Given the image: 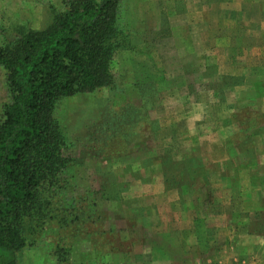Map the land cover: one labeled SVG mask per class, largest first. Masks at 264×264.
Returning a JSON list of instances; mask_svg holds the SVG:
<instances>
[{
    "label": "rangeland",
    "instance_id": "1",
    "mask_svg": "<svg viewBox=\"0 0 264 264\" xmlns=\"http://www.w3.org/2000/svg\"><path fill=\"white\" fill-rule=\"evenodd\" d=\"M67 1L0 0V45L18 24L46 28ZM118 23L129 33V46L116 54L112 83L59 96L49 113L64 168L41 184L35 208L22 219L27 243L18 264H126L136 245L148 244L141 236L167 248L160 235L176 232L173 219L190 218L186 206L197 197L204 209H198L196 221L209 218L213 195L205 186L209 181L214 190L210 172L219 169L213 159L221 154L209 144L226 136L214 123L232 105L239 109L232 120L242 126L226 133L230 145L224 151L247 150L251 158L247 165L238 159L226 165L222 188L231 184L226 177L232 173L241 188L232 194L239 209L224 205L223 212L254 211L260 220L250 229L264 230V188L243 193L246 175L254 172L256 181L260 174L264 180V0H121ZM185 25L186 46L160 39L181 34ZM184 59L191 62L186 66ZM233 83L247 88L227 98L225 89ZM186 89L192 90L187 97ZM10 100L0 67V121ZM148 154L161 155L169 192L158 193L160 173L146 182L140 178L141 170L156 173ZM200 167L209 169L207 176L198 175ZM136 181L146 186L143 192L132 187ZM228 193L221 195L226 199ZM199 233L214 229L201 222L192 234Z\"/></svg>",
    "mask_w": 264,
    "mask_h": 264
},
{
    "label": "trees",
    "instance_id": "2",
    "mask_svg": "<svg viewBox=\"0 0 264 264\" xmlns=\"http://www.w3.org/2000/svg\"><path fill=\"white\" fill-rule=\"evenodd\" d=\"M121 0H68L43 29L18 24L0 45L11 95L0 121V264H18L26 245L22 219L41 184L64 168L50 118L59 96L108 86L129 33L118 23Z\"/></svg>",
    "mask_w": 264,
    "mask_h": 264
},
{
    "label": "crops",
    "instance_id": "3",
    "mask_svg": "<svg viewBox=\"0 0 264 264\" xmlns=\"http://www.w3.org/2000/svg\"><path fill=\"white\" fill-rule=\"evenodd\" d=\"M183 16H186V14H184ZM218 16H222V14L220 13V15ZM158 28L159 27H157V29ZM168 35L170 36H165L164 38L160 39L166 41V43L175 42V45L177 47H182L186 46V37L190 34L186 32L185 25L184 27H182L181 34H176L173 32L172 34ZM203 40H207V37H204ZM189 62H191V59L182 60V64H186V66L189 64ZM228 74L229 73H224L221 76H228ZM230 74L231 75L229 76L235 75L234 73ZM202 79L204 82H207L209 80L207 77H203ZM218 81H220V79H218ZM254 81L255 79L251 82ZM245 82L246 80H244V83ZM241 84L242 83H233L231 86L229 85L225 89L227 98L231 92H242V89L247 88L244 84ZM262 87H264V85H262ZM191 92V89H186V97L189 96ZM261 95L262 97H264V94L261 93ZM238 110V106L236 107L232 105L231 112L229 111L227 113L228 110L224 108L223 114L219 117L218 112V117L215 118V129H217V131H220L221 133L224 130V133L226 135L221 139H215L211 145L209 144V146L213 147L214 149H217L218 151L221 150V154L217 155L216 158L213 159L214 161L219 162V169L217 168V170H215V173L210 172L207 167H200L198 170L199 176H201L202 174L207 176L208 172H210V177H213L216 181V186L213 191L209 189V181H206L205 186L206 189L208 187L207 195H213L212 200L214 207L212 208L213 213L211 214V216H213L214 219H211L210 216L207 219L204 218L196 221L198 220V218H196V212L198 211V209H204L202 207L203 203L197 197L196 201H193V205L186 206V215L188 214L190 218L186 219V221L178 218L175 220L173 219L172 225L176 227V232H164L160 235V237H162L163 239L165 238L164 242H166L167 246L165 247L167 248H158L159 246H156L153 238H149L148 236V238L146 236H141L142 243L146 242L149 244V242H152V246H148V244H145L144 246L136 245V249H134L130 253L133 254V258L127 260L126 264H264V230L260 231L258 229L257 231H255L250 229V225L256 224L260 220V217L253 216L254 211H251L244 216H240L239 213L238 215L235 214L233 216V214H231L229 216V214L223 212L224 205H232L233 207L231 206V208L239 209V201H237V196H232V194H237L241 188L239 184V178H233V173L226 177V180L231 178V184L227 186V189L226 187L225 189L222 188V179L225 177L223 176V172L227 170L226 168H228L226 167V165H228L229 163L231 164L232 162L235 164V159H238L239 162H247V165L249 162V158H251L247 150L237 151L238 149H235L236 152L234 154H230L227 150L224 151V149H227V146L230 145L228 143L229 139L227 138L226 133L230 132V134L233 135L237 133V131H239L240 129V126H242L240 122H233L232 120L233 115L236 111L238 112ZM187 131L189 130L186 127V133ZM260 140L264 144V137L260 136ZM223 146H225V148ZM194 147L191 148V150H189L188 152L190 153L194 149ZM148 156L156 162V164L153 165L156 173H151L148 175L141 170L140 178L143 179L144 182H146L147 178L153 175H158L160 173V177L158 176L157 178V186L159 188L158 193L159 195H162L164 191L169 192L166 189L168 187L166 186L164 174L162 172L163 169L161 168V163L159 161L161 155L148 154ZM188 157L186 158V163L189 165V163L191 162V157ZM202 160L208 161L205 156H202ZM142 168H144V166ZM259 176L261 177L260 181H256V175L254 174V172L252 174L246 175L248 184L245 185L243 191V193L246 194L245 197L251 194L253 192V189L261 190L262 188H264V180L261 174ZM133 184L134 185H132V187H141L142 192L146 187L144 185L141 186L140 181H136ZM204 189L203 192L205 193ZM227 190H230L229 193H231L229 194ZM142 192L140 195L144 197L142 195ZM203 192L200 191L199 194H203ZM224 192L225 194L226 192L229 194L226 199H224L223 195H221V193ZM145 198H147V196H145ZM142 206L146 207L147 203L145 205L142 204ZM158 208H160V206ZM206 220H208V222ZM201 222L205 226H207L208 223V226L214 229V234L199 233L197 235H193L192 233H194L195 228H199ZM149 226H152V224H150ZM161 250H163V252H161Z\"/></svg>",
    "mask_w": 264,
    "mask_h": 264
}]
</instances>
